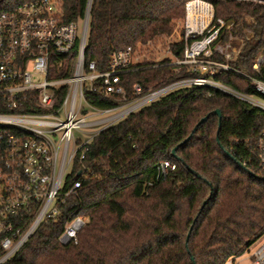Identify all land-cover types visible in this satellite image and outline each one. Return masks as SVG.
<instances>
[{"label":"trees","instance_id":"trees-1","mask_svg":"<svg viewBox=\"0 0 264 264\" xmlns=\"http://www.w3.org/2000/svg\"><path fill=\"white\" fill-rule=\"evenodd\" d=\"M26 1L31 0H0V12ZM189 1L55 0L65 22L83 18L91 3L85 58L95 60L100 70L108 68L114 51L171 35L176 22L185 18ZM206 1L213 4L216 20L234 21L218 41L237 32L245 14L257 17L252 38L232 65L258 75L253 65L264 52V3ZM184 47V41L173 43L174 55L181 58ZM78 49L77 43L70 55H62L67 58L63 75L69 74ZM214 58L224 60L218 53ZM167 61L171 59L158 65L144 63L123 74L129 98L135 97L136 83L148 93L200 75L186 67L175 71L177 65L162 64ZM215 79L264 99L240 72L227 70ZM64 92L65 88L61 95ZM86 98L101 109L121 103L92 92ZM215 109L222 113L220 129ZM263 132L264 108L217 87L190 84L168 91L89 141L84 158H76L66 178L65 189L81 181L78 194L63 205L59 220L43 223L4 264H226L235 260L264 236V168L258 156ZM228 152L247 162V168ZM165 161L176 165L169 167L166 176ZM157 169L160 173L153 183ZM77 214L88 218L79 243L59 244L66 222Z\"/></svg>","mask_w":264,"mask_h":264},{"label":"built area","instance_id":"built-area-1","mask_svg":"<svg viewBox=\"0 0 264 264\" xmlns=\"http://www.w3.org/2000/svg\"><path fill=\"white\" fill-rule=\"evenodd\" d=\"M193 1L212 5V19L206 26L202 15H190L189 5ZM90 5L89 2L83 18L70 22L63 21L55 0L26 1L0 12V264L11 259L43 223L61 218L63 205L81 187V181L76 180L65 189L76 158H84L89 141L108 125L168 91L190 84L214 86L264 108L263 98L215 79L227 70L240 72L253 82L257 92L264 94V52L258 54L253 65L258 75L246 74L232 65L246 40L253 36L251 26L258 22L256 16L245 14L246 24L242 23L237 32H230L222 42L218 40L223 29H232L234 21L216 20L209 1L190 0L186 5L184 32L176 40L185 42L183 56L176 57L174 63L162 64L177 65L173 70L186 67L200 75L182 78L148 93H143V86L136 83L135 97L129 98L122 75L146 63L147 52L140 48L146 44L114 51L108 68L98 69L95 60L85 58ZM77 43L74 64L69 74L63 75L67 58L62 55H70ZM169 51L174 54L171 46ZM216 53L224 60L214 58ZM157 62L160 61L155 65ZM88 92L113 97L121 103L113 108H97L89 104ZM90 109L93 114L114 113L90 120ZM114 117L119 118L106 123ZM90 126L99 128L86 140L77 137L76 130ZM258 156L264 168V132ZM169 167L174 169L176 165L165 161L162 165L165 176ZM87 222L84 215L71 216L58 243H79V234ZM249 251L250 264H264V236ZM233 261L230 259L229 263Z\"/></svg>","mask_w":264,"mask_h":264},{"label":"rangeland","instance_id":"rangeland-1","mask_svg":"<svg viewBox=\"0 0 264 264\" xmlns=\"http://www.w3.org/2000/svg\"><path fill=\"white\" fill-rule=\"evenodd\" d=\"M225 21H231V20H225ZM184 19L178 20L174 26V30L171 35L169 36H163L161 38H156L152 42H147L146 45H141V51L147 52V56L144 58L146 63L156 62V61H163L168 58L171 59V61L174 63L176 62L177 58L174 54H171L169 51V46L172 48V42H176V40L179 38L180 34L184 32ZM258 56V55H257ZM182 67H178L177 70L179 71ZM94 110L90 109L89 119H95L101 116H109L113 114L114 112L106 113V114H93ZM119 117L110 118L108 122L116 121ZM98 126H90L88 128H84L83 131L76 130L77 137L81 138L82 140H86L88 137L90 138L93 133L98 130ZM253 251V249L251 250ZM251 251L247 250L244 254L240 255L236 259V264H248L250 263L249 260V254L251 255ZM229 264V263H227Z\"/></svg>","mask_w":264,"mask_h":264},{"label":"bare ground","instance_id":"bare-ground-1","mask_svg":"<svg viewBox=\"0 0 264 264\" xmlns=\"http://www.w3.org/2000/svg\"><path fill=\"white\" fill-rule=\"evenodd\" d=\"M190 15H202L203 17V26L209 24L213 15V7L210 3L204 1H193L189 5Z\"/></svg>","mask_w":264,"mask_h":264},{"label":"water","instance_id":"water-1","mask_svg":"<svg viewBox=\"0 0 264 264\" xmlns=\"http://www.w3.org/2000/svg\"><path fill=\"white\" fill-rule=\"evenodd\" d=\"M214 113H217L218 115H219V120H220V122H219V129H220V127H221V122H222V113H221V110L220 109H215L214 110ZM207 117L208 116H205V117H203L200 121H199V123L198 124H201L202 122H204L206 119H207ZM197 129V127H195L194 128V131ZM191 137V135L186 139V141L189 139ZM175 150H176V147L174 148V150H173V152H175ZM229 153V155H231L233 158H235L232 154H231V152H228ZM236 159V161L239 163V164H241V166H243L244 168H247V166H246V164H244V163H242L240 160H238L237 158H235ZM198 176H200L201 177V174L200 173H196ZM206 202H204V204H205ZM190 235V234H189ZM189 235H188V238H189ZM193 260H194V258H193Z\"/></svg>","mask_w":264,"mask_h":264},{"label":"crops","instance_id":"crops-1","mask_svg":"<svg viewBox=\"0 0 264 264\" xmlns=\"http://www.w3.org/2000/svg\"><path fill=\"white\" fill-rule=\"evenodd\" d=\"M159 173H160V170L157 169L156 172H155V174H154V177H153V183H154V181L156 180V178L159 176ZM153 183H152V185H153ZM250 256H251V255L249 254V260H250ZM237 258H238V257H237ZM237 258H236V259H237ZM236 259L232 262L233 264H236ZM229 261H230V260H229ZM229 261H228L227 263H229ZM250 262H251V260H250ZM227 263H226V264H227ZM232 263H231V264H232ZM229 264H230V263H229ZM248 264H250V263H248Z\"/></svg>","mask_w":264,"mask_h":264}]
</instances>
